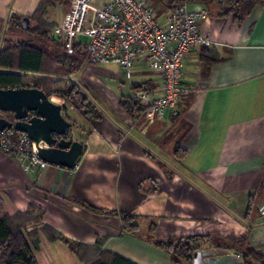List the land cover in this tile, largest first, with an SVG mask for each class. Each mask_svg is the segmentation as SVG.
Instances as JSON below:
<instances>
[{
    "label": "crops",
    "instance_id": "crops-1",
    "mask_svg": "<svg viewBox=\"0 0 264 264\" xmlns=\"http://www.w3.org/2000/svg\"><path fill=\"white\" fill-rule=\"evenodd\" d=\"M253 1L240 23L208 13L199 31L214 43L205 49L214 63L201 61L204 48L190 51L183 68L186 95L152 124L143 111L133 113L120 103L138 101V88L159 96L161 76L143 59L130 73L92 64L85 36L42 47L58 57L51 66L57 73L33 75L51 82V89L75 87L99 118L89 119L68 97H49L63 107L70 139L83 144L74 169L47 164L25 172L0 151V220L29 206L43 212L39 223L24 228L37 232V264H85L65 244L50 242L43 226L84 247L100 241L102 251L132 264H172L158 243L191 236H208L220 249L243 241L264 252V0ZM41 3L0 0V50L7 41L28 37L29 26H17L24 18L31 25ZM66 12L65 0L47 5L43 22L60 26ZM177 145L179 156L173 152ZM122 215L136 218L132 234L123 233ZM227 251L240 258L237 250Z\"/></svg>",
    "mask_w": 264,
    "mask_h": 264
},
{
    "label": "built area",
    "instance_id": "built-area-1",
    "mask_svg": "<svg viewBox=\"0 0 264 264\" xmlns=\"http://www.w3.org/2000/svg\"><path fill=\"white\" fill-rule=\"evenodd\" d=\"M65 1L67 12L63 24L51 29L47 35L49 40L70 42L77 36H85L90 63L114 64L130 73L134 63L143 59L161 76L159 96L145 91L136 95L149 124L173 112L186 95L182 85L186 55L214 45L199 31L201 22L208 16L204 8L192 9L187 3H181L167 14L165 24H161L150 0H107L98 7L94 6V0ZM18 88L29 87L23 83ZM52 96L66 98L68 94L55 92ZM0 151L17 159L25 172L31 166L40 169L47 166L38 156L37 145L13 128L0 132Z\"/></svg>",
    "mask_w": 264,
    "mask_h": 264
},
{
    "label": "trees",
    "instance_id": "trees-1",
    "mask_svg": "<svg viewBox=\"0 0 264 264\" xmlns=\"http://www.w3.org/2000/svg\"><path fill=\"white\" fill-rule=\"evenodd\" d=\"M64 0H42V3L32 16L29 28L26 30L28 37L17 40L16 42L7 41L4 47L0 50V69L9 72H0V89H11L19 85L24 76L22 74L31 73L39 74L46 73L47 68L51 70L52 63H56L59 59L55 56H50L42 49L43 46L54 44L47 38L48 33L53 27H48L43 22L45 15V6L61 4ZM154 7L157 4H163L165 12L172 11L181 3L200 4L205 7L206 11L215 16L231 15L235 21L240 23L254 5L253 0H150ZM21 28L19 23L17 26ZM201 53V61L204 64L210 65L214 61L209 56L207 50ZM48 64V66H47ZM54 72L55 70H51ZM18 72V73H13ZM57 72V70L55 71ZM22 73V74H21ZM36 88H42L46 93L51 88V82L48 80H37ZM141 91L150 93L151 91L144 88H138L136 95ZM68 99L72 100L77 108L84 112L89 119H98V113L92 104L77 90L75 87H69ZM121 106L133 113H140L144 108L140 103L131 98H123ZM179 146H175L173 152L176 156L180 153ZM43 219V212L34 206H29L25 212L16 214L13 217L5 220H0V264H37L33 251L38 249V235L36 231L29 233L25 232L26 225L31 223H39ZM136 218L129 215H122V231L126 234H132L136 231ZM46 233L50 242L59 241L65 244L71 252L78 258L79 261L85 264H132L126 259L113 255L101 250L102 243L96 241L92 247H84L75 242H71L63 235L56 232L48 226H43L41 229ZM210 239L208 236H191L180 238L177 245L174 247V253L177 260L172 258V264H191L192 255L197 250L194 246L201 242ZM166 249L170 255L172 245L158 243ZM239 246L243 249L240 253L244 264H249L248 260L258 261L259 264H264V253L258 252L240 242ZM172 257V256H171Z\"/></svg>",
    "mask_w": 264,
    "mask_h": 264
},
{
    "label": "water",
    "instance_id": "water-1",
    "mask_svg": "<svg viewBox=\"0 0 264 264\" xmlns=\"http://www.w3.org/2000/svg\"><path fill=\"white\" fill-rule=\"evenodd\" d=\"M23 30L29 20L21 22ZM63 107L50 101L37 88L0 89V132L13 130L25 134L37 145L38 156L50 165L74 169L82 156L83 144L70 139L71 123L62 115ZM43 146L39 147L38 145ZM191 264H244L225 249L196 250Z\"/></svg>",
    "mask_w": 264,
    "mask_h": 264
},
{
    "label": "rangeland",
    "instance_id": "rangeland-1",
    "mask_svg": "<svg viewBox=\"0 0 264 264\" xmlns=\"http://www.w3.org/2000/svg\"><path fill=\"white\" fill-rule=\"evenodd\" d=\"M105 0H94L93 1V4H94V6H96V7H98L99 5H101L103 2H104ZM107 1V0H106ZM157 10H156V17H157V20H159L164 14V10H165V7H164V5L163 4H157ZM65 48H64V50H66V46L67 45H63ZM58 47H60L59 45H57L56 44V46H54V47H52L51 49H50V51L52 50H55L56 48H58ZM44 48H45V46H44ZM50 56L52 55L51 53H49L48 51H46ZM53 56V55H52ZM47 66H48V64H47ZM66 71H67V69H64V73H66ZM57 73V72H56ZM47 74H51V70H48V68H47ZM23 76H24V79H23V83L24 84H26L29 88H31V87H35L36 86V84L38 83L37 82V80H40V79H37L38 77H36V76H34L33 74H23ZM47 80V79H46ZM50 80V79H49ZM68 91V89L67 88H65V89H49V92H48V97H51V95H54V93L56 92V93H61V92H67ZM56 99V98H55ZM56 100H58V99H56ZM1 114V113H0ZM4 116H6L5 114H3ZM179 240H180V238H172V239H168V240H165V241H162L161 243L162 244H164V245H166V244H170L171 243V245H172V249L170 250V252H171V261H172V258L174 259V260H177V256L175 255V253H174V247H175V245H177L178 244V242H179ZM217 244V241L216 240H212V239H208V240H206V241H203V242H201L199 245H196V246H194L197 250H199V251H208V250H214V249H220V247H215V245ZM240 244V243H239ZM239 244H238V246H232V248H230V246H224L225 248L224 249H226V250H229V249H235V250H237L238 252H241L243 249H241V247L239 246ZM223 249V248H222ZM264 252H262V254H263ZM240 258H241V256H240ZM242 259V258H241ZM251 263H249V264H259V262L258 261H255V260H253V261H250ZM191 263H192V260H191ZM180 264H184V262H182V263H180Z\"/></svg>",
    "mask_w": 264,
    "mask_h": 264
}]
</instances>
